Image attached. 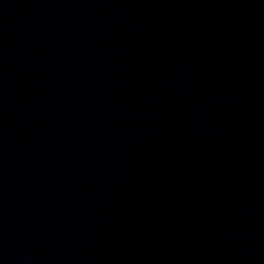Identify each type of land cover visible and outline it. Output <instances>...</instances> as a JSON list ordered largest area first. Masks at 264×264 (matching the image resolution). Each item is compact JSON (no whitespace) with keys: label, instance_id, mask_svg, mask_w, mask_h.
<instances>
[{"label":"water","instance_id":"water-1","mask_svg":"<svg viewBox=\"0 0 264 264\" xmlns=\"http://www.w3.org/2000/svg\"><path fill=\"white\" fill-rule=\"evenodd\" d=\"M0 264H264V0H0Z\"/></svg>","mask_w":264,"mask_h":264}]
</instances>
